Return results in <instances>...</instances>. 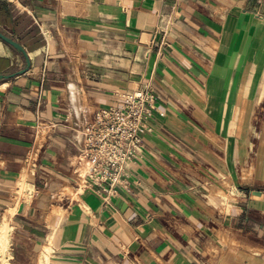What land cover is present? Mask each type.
<instances>
[{
	"label": "crops",
	"instance_id": "obj_1",
	"mask_svg": "<svg viewBox=\"0 0 264 264\" xmlns=\"http://www.w3.org/2000/svg\"><path fill=\"white\" fill-rule=\"evenodd\" d=\"M0 30L31 61L0 38V264H264V0H0ZM137 89L152 129L108 203L78 140Z\"/></svg>",
	"mask_w": 264,
	"mask_h": 264
},
{
	"label": "built area",
	"instance_id": "obj_2",
	"mask_svg": "<svg viewBox=\"0 0 264 264\" xmlns=\"http://www.w3.org/2000/svg\"><path fill=\"white\" fill-rule=\"evenodd\" d=\"M156 96L137 89L122 102L98 109L83 127L74 166L78 187L99 193L111 202L127 185L130 165L140 157L144 136L152 129Z\"/></svg>",
	"mask_w": 264,
	"mask_h": 264
},
{
	"label": "water",
	"instance_id": "obj_3",
	"mask_svg": "<svg viewBox=\"0 0 264 264\" xmlns=\"http://www.w3.org/2000/svg\"><path fill=\"white\" fill-rule=\"evenodd\" d=\"M0 38L2 40H4L5 42H7L8 44L12 45L16 50H18L20 53L23 54V56L25 57L26 60V67L21 71L24 72L28 69V67L31 64L30 58L28 56L27 51L25 50V48L15 39H13L12 37L8 36L7 34H5L4 32H2L0 30ZM16 75L15 73L12 74H0V80L4 79V78H10L12 76Z\"/></svg>",
	"mask_w": 264,
	"mask_h": 264
},
{
	"label": "rangeland",
	"instance_id": "obj_4",
	"mask_svg": "<svg viewBox=\"0 0 264 264\" xmlns=\"http://www.w3.org/2000/svg\"><path fill=\"white\" fill-rule=\"evenodd\" d=\"M252 75H253V72H252ZM254 95H255V94H254ZM262 119L264 120V117L261 118V120H262ZM259 127L262 128V123H261V125H259ZM252 138H253V137H252ZM257 144H258V143H257ZM257 151H258V149L255 150V152H257ZM18 185H20V187H21V191H24V190H26V189L29 188V184L27 183V178H26V172L23 173L22 177L20 178V180H19V182H18ZM68 191L71 192V189H68ZM44 264H48V263L46 262V263H44Z\"/></svg>",
	"mask_w": 264,
	"mask_h": 264
}]
</instances>
